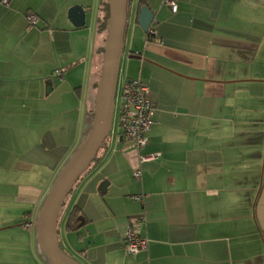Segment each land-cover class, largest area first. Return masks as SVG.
I'll list each match as a JSON object with an SVG mask.
<instances>
[{
	"label": "crops",
	"instance_id": "crops-1",
	"mask_svg": "<svg viewBox=\"0 0 264 264\" xmlns=\"http://www.w3.org/2000/svg\"><path fill=\"white\" fill-rule=\"evenodd\" d=\"M142 4L154 13L155 35L137 28ZM73 5L85 11L82 26L68 17ZM128 5L110 130L98 162L58 214L61 250L77 264H264V0ZM107 9L106 0L0 4V264H47L35 222L52 182L90 130ZM27 10L38 15L36 26L26 24ZM126 79L147 84L154 104L139 149L118 126L116 96ZM55 94L54 104L46 103ZM47 104L61 125L70 116L73 125L63 152L39 169L37 155L28 153L35 134L16 126L50 120ZM150 154L157 157L140 161ZM137 166L140 180L132 175ZM74 209L84 219L76 230L66 224ZM137 215L146 220L148 242L131 254L123 234Z\"/></svg>",
	"mask_w": 264,
	"mask_h": 264
},
{
	"label": "water",
	"instance_id": "water-1",
	"mask_svg": "<svg viewBox=\"0 0 264 264\" xmlns=\"http://www.w3.org/2000/svg\"><path fill=\"white\" fill-rule=\"evenodd\" d=\"M107 4V37L103 46V63L97 84L92 124L87 136L55 177L35 222L39 246L43 258L49 264H77L59 246L56 232L57 218L74 183L103 146L112 122L116 82L123 56L125 27L129 14H127V0H108ZM68 17L74 26H82L85 11L81 5H73L68 10ZM134 20L146 33L154 20V13L147 5H142Z\"/></svg>",
	"mask_w": 264,
	"mask_h": 264
},
{
	"label": "built area",
	"instance_id": "built-area-1",
	"mask_svg": "<svg viewBox=\"0 0 264 264\" xmlns=\"http://www.w3.org/2000/svg\"><path fill=\"white\" fill-rule=\"evenodd\" d=\"M10 0H0V4L8 5ZM173 12L177 6L173 1H166ZM27 20L33 23L35 16L28 13ZM148 35H155L156 31L148 29ZM59 72V70H57ZM149 86L138 79H126L121 87L118 104V126L121 129L122 139L129 142L132 147L139 149L146 144V133L153 124L154 104L149 96ZM157 157V154L141 156L140 161L145 162ZM135 180L141 179L139 166L132 172ZM131 198L142 202L143 195L134 194ZM145 218L137 215L129 218V224L123 234V244L128 253H136L147 246V238L143 235Z\"/></svg>",
	"mask_w": 264,
	"mask_h": 264
},
{
	"label": "rangeland",
	"instance_id": "rangeland-1",
	"mask_svg": "<svg viewBox=\"0 0 264 264\" xmlns=\"http://www.w3.org/2000/svg\"><path fill=\"white\" fill-rule=\"evenodd\" d=\"M137 28L139 29V26L137 25ZM133 33H134V25L131 24L128 27V32L126 34V39L128 38V42L129 40L133 37ZM129 44H131V42H129ZM128 48V46H127ZM125 56L121 59V70L124 66V62L126 59H124ZM121 80V77L119 76V80L118 82ZM119 91V88H118ZM119 95L116 96V102L118 100ZM57 99V94H55L53 97H51L46 103H53L54 101ZM73 105V103H72ZM48 106V110L46 111V114L51 113L52 110L54 112V115L52 116V118L50 120L47 119L46 116H41L40 119L37 120L35 125H31V126H25L23 124H21L20 126H16L19 127L17 128L19 130L20 133L26 135L28 133L31 134H35V143H30V150L28 151V153L30 155H37V157L35 158L36 163H41L39 166V169L41 167H46L49 165L50 161H53L54 159H57L58 156L60 155V153L63 152L62 150V143L64 144L69 138H70V134H68L67 132L70 133V129L73 125V117L70 116L68 123L66 122V125H61V116L57 115V110L55 108L52 109V107L50 106V104H47ZM62 108V107H61ZM63 109V108H62ZM116 112L114 113V118H113V126H115L116 123ZM50 136H52L51 142H50ZM61 141L60 142H58ZM55 142H57L58 147L53 149L51 147V145H54ZM61 144V145H60ZM52 154L51 157H49V155ZM22 158H24L22 156ZM27 158V156H26ZM54 163V161H53ZM32 178V176H31ZM21 180H23V176L21 178ZM36 181H37V185L38 187H40L43 183V179L40 178V176L36 177ZM53 183V182H52ZM52 185V184H51ZM45 187V186H44ZM43 187V188H44ZM51 187V186H50ZM49 191V190H48ZM47 264H49L47 262Z\"/></svg>",
	"mask_w": 264,
	"mask_h": 264
},
{
	"label": "trees",
	"instance_id": "trees-1",
	"mask_svg": "<svg viewBox=\"0 0 264 264\" xmlns=\"http://www.w3.org/2000/svg\"><path fill=\"white\" fill-rule=\"evenodd\" d=\"M11 1V0H10ZM129 2H130V0H129ZM128 2V3H129ZM128 3H127V6H129L128 5ZM9 4H10V2H9ZM8 4V5H9ZM142 5H146V4H142ZM141 5V6H142ZM106 6H107V8H108V4H107V0H106ZM140 6V7H141ZM107 11H108V9H107ZM28 13H30V14H33L34 16H35V20H34V22L33 23H29L28 22V20H27V16H28ZM137 14V13H136ZM107 15H108V13H107ZM39 18H38V15L34 12V11H31V10H27L26 12H25V20H26V24H28L29 26H36V22H37V20H38ZM146 34H148V32H146ZM107 139V138H106ZM105 139V140H106ZM105 140H104V142H103V145L105 144ZM98 153V152H97ZM98 162V156H97V154H96V156H95V159L90 163V165L88 166V168L79 176V178L77 179V181L74 183V185H73V187H72V190H73V188H74V186L79 182V180L84 176V174L95 164V163H97ZM72 190L70 191V193L72 192ZM70 193L66 196V198H65V200L67 199V197L70 195ZM65 200H64V202H65ZM64 202H63V204H64ZM62 204V205H63ZM62 208V207H61ZM60 211H61V209H60ZM145 222H146V220H145ZM82 223H84V219H83V217L81 216V214H78V211L76 210V209H74V210H72L70 213H69V215H68V218H67V222H66V224H67V227L69 228V229H74V230H76L77 229V227H79V225H81ZM144 228H145V225H144V227H143V230H144ZM144 235V234H143ZM145 236V235H144ZM146 237V236H145ZM147 242H148V240H147ZM147 248V246L144 248V249H146ZM140 250H143V249H140ZM139 250V251H140ZM138 251V252H139ZM137 253V252H136ZM131 254H135V253H131Z\"/></svg>",
	"mask_w": 264,
	"mask_h": 264
}]
</instances>
